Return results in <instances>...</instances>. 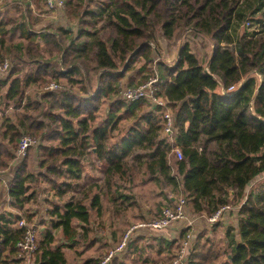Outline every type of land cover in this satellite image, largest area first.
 Returning <instances> with one entry per match:
<instances>
[{"label": "clouds", "instance_id": "9594fccd", "mask_svg": "<svg viewBox=\"0 0 264 264\" xmlns=\"http://www.w3.org/2000/svg\"><path fill=\"white\" fill-rule=\"evenodd\" d=\"M106 2L0 0V213L12 214L0 220V264H233L241 244L248 264H264L245 234L249 194L264 178V104L253 106L244 83L264 74V29L235 17L223 57L208 64L220 44L214 25H178L176 42L163 46L155 42L163 21L150 18L141 47L118 19L123 0L101 15ZM188 32L215 79L179 67L168 75ZM182 60L192 67V57ZM205 81L221 94L202 93ZM109 93L125 107L139 102L138 140L113 137L112 119L95 123L92 108ZM209 102L229 119L226 143L197 119Z\"/></svg>", "mask_w": 264, "mask_h": 264}, {"label": "trees", "instance_id": "16d2710c", "mask_svg": "<svg viewBox=\"0 0 264 264\" xmlns=\"http://www.w3.org/2000/svg\"><path fill=\"white\" fill-rule=\"evenodd\" d=\"M82 2H84V0H82ZM87 2L91 3L92 0H87ZM118 3L119 0H108V2L102 3L99 9L100 14L103 15L108 13L112 9V5ZM241 4L247 7L241 10ZM119 12L121 15H118V19L122 23L132 25L124 30V34L130 38H141V31L148 25L150 18L156 21H163V23L160 24L159 35L156 37L155 42H158L160 38L165 42L172 41L173 37L181 33L177 31L178 25L181 27V30L184 24H189L193 28H198L201 21H204L207 25H214L216 30L212 33V38L220 40V44L213 45L208 64H213L223 57V54L220 52V49L224 48L226 43L223 38L232 30L235 17H240L246 13L254 24L260 25L261 29H264V0H123V3L119 4ZM217 13H220V15ZM83 15H91L93 19H95L96 13L90 12L89 8L85 7ZM137 25L140 27H137ZM70 32L71 30H67L66 34ZM81 34H83V31ZM246 34L251 35L253 38L259 36V33L255 30ZM34 35L35 33L30 34V36ZM147 42L148 41L141 38L140 46L142 47L143 44ZM149 46L151 47V45ZM182 57L184 59L189 57L193 58L192 67L190 69L183 67ZM157 63L161 66L162 71L168 67V65L162 61H158ZM178 67L181 71H191L202 77H211L215 79L211 70H204L206 66L199 62L195 54L191 52L187 43L180 47L177 61L174 66L171 67V71L168 72V75H172ZM65 71L70 72L71 70L65 69ZM120 71L125 72V75H127V71L130 70H126L125 66V68L120 69ZM120 79L123 80L124 77H120ZM186 79L187 78H185V80ZM165 83H167V81H165ZM244 83L249 84L251 90L250 99L253 102V106L264 104V74L251 76L248 80H245ZM184 86V81H181V83L171 88L173 96L169 97V104L173 102L175 94ZM241 87H243V85H241ZM11 91L12 89L10 88L9 92ZM201 92L207 94L209 97L221 94L212 89L206 81L204 82V87L201 89ZM43 95L47 96L48 93H44ZM117 96L118 95L115 93H109L107 96L100 97L98 107L92 108L90 101H86L85 107L92 108L97 126L108 123L109 119L115 121V123L111 125L113 137L118 136L121 140H125L131 136L132 140H138L140 137L135 128L136 116H139L140 119L145 118L144 114L140 112L139 102L125 107L122 100L116 99ZM161 98L163 99V97ZM196 99L199 100L200 97L198 96ZM103 104L108 105L106 109L107 113L105 118L100 119L98 111ZM157 109L160 108L157 107ZM208 109L209 111L207 112L203 110L200 111L197 119L208 121L209 128L207 135L213 139L222 138L226 143L229 139V119L226 118V114L221 109H213L211 102H209ZM125 120H132V125L124 129L126 132L123 134V128H120V124ZM157 131H159V129H157ZM160 142L163 143V138ZM257 185L258 188L256 192L249 194V199H252L253 195L255 196L256 203L252 209H249V223L251 228H249L245 234L247 235L248 232L251 233L250 243L254 246L257 256H259L264 255V180L259 183L257 182ZM19 187L26 188V183H20ZM9 195H17V190L15 188H10ZM19 195L22 196L23 193L21 192ZM33 196H35V193L29 191L28 197L25 199L30 202V198ZM14 206L12 202H9V207ZM53 211L59 212V205H57ZM11 215L10 213L0 214V220H3L7 224L10 222L9 217ZM54 226L61 227V224L57 223ZM7 243L8 240L6 239L4 244L7 245ZM14 259H16V257H14ZM231 259L233 260V264H248V252L244 250L242 244L237 245ZM85 264H87V260Z\"/></svg>", "mask_w": 264, "mask_h": 264}, {"label": "rangeland", "instance_id": "374dc122", "mask_svg": "<svg viewBox=\"0 0 264 264\" xmlns=\"http://www.w3.org/2000/svg\"><path fill=\"white\" fill-rule=\"evenodd\" d=\"M181 33H179V34H177L176 36H179ZM162 40V41H161ZM173 42H176V41H174V40H172V41H170V42H163V39H159L158 40V42H156V43H158V44H160V45H163V46H167L169 43H173ZM185 43H187L188 45H189V47H190V50H191V52H193L194 53V46L195 45H199L200 43H201V41L199 40V38L197 37V36H195V35H193L192 34V32H188L187 34H184L183 35V38L178 42V47H177V49H176V51L175 52H178L179 51V49H180V47H182V45H184ZM212 50H213V46H212V48H211V52H210V54H209V58H210V56H211V54H212ZM195 54V53H194ZM199 60V59H198ZM168 62V61H167ZM176 62V61H175ZM200 62V61H199ZM175 63H173L172 65H174ZM202 64V63H201ZM204 65V64H203ZM119 97L120 96H117V100L119 99ZM107 107H108V105L107 104H103V105H101L100 106V108H99V111H98V115H99V117H100V119L101 118H105L106 117V113H107ZM99 123H100V121H99ZM130 125H132V120H125V121H123L121 124H120V128H123V131H122V133L124 134L126 131L124 130V129H126L128 126H130ZM264 180V178H258L257 179V182L259 183V182H262ZM46 203H47V200L45 201ZM0 214H4V213H0ZM215 224H218V223H215ZM86 261V260H85Z\"/></svg>", "mask_w": 264, "mask_h": 264}, {"label": "built area", "instance_id": "2783aa9c", "mask_svg": "<svg viewBox=\"0 0 264 264\" xmlns=\"http://www.w3.org/2000/svg\"><path fill=\"white\" fill-rule=\"evenodd\" d=\"M159 83V82H158ZM158 99H162L161 97H158ZM119 100H122L121 97H119ZM123 101V100H122ZM157 107L159 108H163L164 107V104L163 103H160L157 105ZM28 149L26 148L25 151H27ZM214 223H219L218 221L214 222ZM19 259H23L22 257H20Z\"/></svg>", "mask_w": 264, "mask_h": 264}, {"label": "crops", "instance_id": "0c3cea01", "mask_svg": "<svg viewBox=\"0 0 264 264\" xmlns=\"http://www.w3.org/2000/svg\"><path fill=\"white\" fill-rule=\"evenodd\" d=\"M162 41V40H161ZM163 42H165L164 40H163ZM167 43V42H166ZM177 58H178V52H175V61H177ZM160 61H162V62H164L165 64H167L168 65V62H167V60H160ZM176 63V62H175ZM174 65H172L171 64V67H173ZM9 206V205H8ZM11 214V213H10Z\"/></svg>", "mask_w": 264, "mask_h": 264}, {"label": "water", "instance_id": "95a60500", "mask_svg": "<svg viewBox=\"0 0 264 264\" xmlns=\"http://www.w3.org/2000/svg\"><path fill=\"white\" fill-rule=\"evenodd\" d=\"M68 30H71V29H68Z\"/></svg>", "mask_w": 264, "mask_h": 264}]
</instances>
